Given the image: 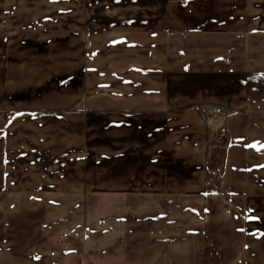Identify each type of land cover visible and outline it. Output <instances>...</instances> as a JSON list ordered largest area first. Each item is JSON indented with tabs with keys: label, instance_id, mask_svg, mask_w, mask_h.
Returning a JSON list of instances; mask_svg holds the SVG:
<instances>
[{
	"label": "crops",
	"instance_id": "0c3cea01",
	"mask_svg": "<svg viewBox=\"0 0 264 264\" xmlns=\"http://www.w3.org/2000/svg\"><path fill=\"white\" fill-rule=\"evenodd\" d=\"M0 110V264H264V0H0Z\"/></svg>",
	"mask_w": 264,
	"mask_h": 264
},
{
	"label": "built area",
	"instance_id": "2783aa9c",
	"mask_svg": "<svg viewBox=\"0 0 264 264\" xmlns=\"http://www.w3.org/2000/svg\"><path fill=\"white\" fill-rule=\"evenodd\" d=\"M200 110L203 111L204 115H227V109L217 105H201ZM13 119L11 111L0 110V133H4L7 130V124Z\"/></svg>",
	"mask_w": 264,
	"mask_h": 264
},
{
	"label": "rangeland",
	"instance_id": "374dc122",
	"mask_svg": "<svg viewBox=\"0 0 264 264\" xmlns=\"http://www.w3.org/2000/svg\"><path fill=\"white\" fill-rule=\"evenodd\" d=\"M228 111V110H227ZM229 112V111H228ZM218 116H226V115H216V119L215 120H217L218 119ZM214 117V115H211V116H206V115H204V121H205V124H207L206 122L208 121V120H211L212 118ZM215 118V117H214ZM215 120L213 119L212 121H213V123H215ZM215 125V124H214ZM207 130H208V140H207V144H208V146L209 147H212L213 146V144L215 143V139H214V137H215V128H214V126H213V128H210L208 125H207ZM215 163V161H213V164ZM213 166V165H212ZM214 170V167H213V169L211 170V171H213ZM212 178V177H211ZM213 178H214V175H213Z\"/></svg>",
	"mask_w": 264,
	"mask_h": 264
},
{
	"label": "bare ground",
	"instance_id": "6f19581e",
	"mask_svg": "<svg viewBox=\"0 0 264 264\" xmlns=\"http://www.w3.org/2000/svg\"><path fill=\"white\" fill-rule=\"evenodd\" d=\"M215 116H216V115H214V117H215ZM206 123H207L208 126H211V127H213L214 124H215V123H213V121H211V120H208Z\"/></svg>",
	"mask_w": 264,
	"mask_h": 264
}]
</instances>
